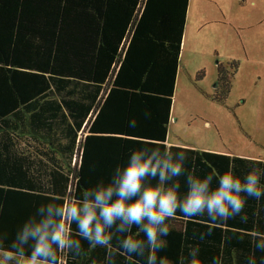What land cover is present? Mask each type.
<instances>
[{
	"label": "trees",
	"instance_id": "obj_1",
	"mask_svg": "<svg viewBox=\"0 0 264 264\" xmlns=\"http://www.w3.org/2000/svg\"><path fill=\"white\" fill-rule=\"evenodd\" d=\"M188 4L0 0V250L15 254L18 230L42 204L76 201L98 181L107 183L133 150L167 146ZM237 69L236 61L217 64L215 101H225ZM171 146L186 152L185 176H218L232 165L241 182L258 170L264 189V160ZM178 179L183 193L185 177ZM166 223L170 234L160 237L157 264H192L196 246L197 264H264L252 236L264 233V197L247 198L241 215L212 225L203 241L206 215L188 220L177 213ZM71 228L81 250L58 252L62 263L108 264V249ZM130 235L144 239L135 227ZM112 246L115 264H145L121 254L115 236Z\"/></svg>",
	"mask_w": 264,
	"mask_h": 264
},
{
	"label": "clouds",
	"instance_id": "obj_2",
	"mask_svg": "<svg viewBox=\"0 0 264 264\" xmlns=\"http://www.w3.org/2000/svg\"><path fill=\"white\" fill-rule=\"evenodd\" d=\"M129 126L135 127V121ZM171 147L133 150L127 162L115 168L107 183L98 181L76 201L42 204L11 243L15 255L0 250V264H9L17 255L24 257L17 264H62L58 252L79 254L81 250L80 239L73 238L72 224L76 225V234L92 247L109 250L108 264H115L111 253L114 236L121 254L141 258L145 264H157L155 253L163 248L160 237L170 234L166 221L177 213L188 220L208 217L209 231L199 235L203 241L212 234V225L241 215L247 198L264 197L258 170L245 173L243 182L233 174L232 165L218 176L199 177L192 173L185 176L186 152H172ZM180 177H185L183 193ZM241 219L246 222L247 217ZM133 227L144 239L130 235ZM252 236L255 248L264 252V233L254 232ZM199 252L198 246L190 249L192 264H197ZM213 264H220L219 259L214 258ZM248 264L256 262L250 258Z\"/></svg>",
	"mask_w": 264,
	"mask_h": 264
},
{
	"label": "rangeland",
	"instance_id": "obj_3",
	"mask_svg": "<svg viewBox=\"0 0 264 264\" xmlns=\"http://www.w3.org/2000/svg\"><path fill=\"white\" fill-rule=\"evenodd\" d=\"M187 11L169 140L264 158V0H189ZM231 61L220 103L217 64Z\"/></svg>",
	"mask_w": 264,
	"mask_h": 264
},
{
	"label": "crops",
	"instance_id": "obj_4",
	"mask_svg": "<svg viewBox=\"0 0 264 264\" xmlns=\"http://www.w3.org/2000/svg\"><path fill=\"white\" fill-rule=\"evenodd\" d=\"M188 13V11H187ZM179 65H180V61H179ZM179 65H178V70H177V77H176V81L178 79V75H179ZM199 67V66H198ZM198 69V68H196ZM172 119V108H171V113H170V120L169 123ZM169 126V124H168ZM166 144L168 145H176V146H182V147H188V148H194V149H199V150H205V151H211V152H215V153H220V154H226V155H235V156H239V157H245V158H251V159H261L264 160V158L262 157H257L254 156L252 154H243V153H232L230 151L224 150V149H219V148H213L210 146H201V145H194V144H189V143H185V142H176V141H171L169 140V127H168V131H167V136H166ZM15 255V254H14ZM23 257L20 256H16V260L10 261L9 264H17L18 260H22Z\"/></svg>",
	"mask_w": 264,
	"mask_h": 264
},
{
	"label": "built area",
	"instance_id": "obj_5",
	"mask_svg": "<svg viewBox=\"0 0 264 264\" xmlns=\"http://www.w3.org/2000/svg\"><path fill=\"white\" fill-rule=\"evenodd\" d=\"M62 264H64V263H62Z\"/></svg>",
	"mask_w": 264,
	"mask_h": 264
}]
</instances>
